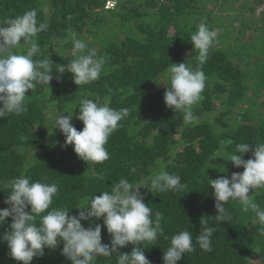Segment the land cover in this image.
<instances>
[{
    "label": "trees",
    "instance_id": "obj_1",
    "mask_svg": "<svg viewBox=\"0 0 264 264\" xmlns=\"http://www.w3.org/2000/svg\"><path fill=\"white\" fill-rule=\"evenodd\" d=\"M113 1L114 9L106 8L107 0H0V22L37 10V19L49 28L35 37L43 54L34 59L49 58L53 63L49 85L38 84L26 93L27 111L0 119V210L10 207L4 203L10 182L21 175L55 183L58 193L51 207H66L72 216H78L80 210L76 208L85 206L92 196L110 191L119 179L142 181L144 203L152 207L153 213H163L164 234L171 237L181 230L193 234L195 251L185 253L178 264H264V236L257 232L260 225L255 214L242 212L237 201H230L225 205L230 221L217 225L213 220L218 215L214 190L208 180L231 178L232 163L224 159L236 144L264 143V113L256 110L264 108V100L259 103L253 95L248 96L250 89L264 91V51H257L254 38L240 45L243 41L238 36L233 53L237 64L228 56L233 39L221 23L217 24L222 31L203 64L206 85L200 101L193 106L199 119L187 124L182 112H174L166 105L164 93L168 85L156 87L157 80L166 74L171 63L180 64L188 53H192L194 61L187 64L193 69L198 67V50L190 41L200 24L198 20H205L203 23L216 30L213 20L224 18L222 14L213 19L216 6L227 14L238 11H233V5L227 6L228 0L210 9L209 0ZM241 9L238 14L242 16V31L250 30L254 25L247 22L244 14L253 8L243 3ZM141 17L146 18L137 22ZM69 29L78 39L89 36L88 48H95L98 56L108 58L100 78L90 84L77 86L71 73L55 71L56 65L66 67L74 58L69 57L73 47ZM255 30L263 36L264 26ZM225 40L229 46H223ZM250 45L251 53L241 52ZM29 48V43L21 41L14 51L26 54ZM39 71L42 73L43 69ZM83 96L101 103L107 100L114 109L131 110L120 122L122 126L109 137L105 145L109 159L100 164L81 160L73 146H65L64 134L59 129L52 130L54 121L48 122L50 112L66 115L71 111V123L81 131L84 125L76 116ZM217 106L220 109L214 115ZM235 110L238 116L232 120ZM21 136L27 140H21ZM227 140L233 143H222ZM178 148L181 155L173 158ZM253 151L250 148L243 159L252 158ZM161 169L179 174L188 188L183 192H150V177ZM97 174H102L103 180L97 179ZM249 195L264 209V190L254 189ZM26 211L30 212V207ZM201 219L216 228L210 252L203 251L195 241L202 230ZM11 222L8 217L0 224V237L9 230ZM81 223L85 228L101 224L102 243L110 244L112 237L103 226V218ZM169 246L170 240L163 236L141 244L151 264H164V250ZM133 247L128 244L118 251L130 254ZM62 248V243L56 249L45 248L44 256L34 257L31 264H71L61 254ZM9 253L7 243H0V264H18ZM95 264H116V259L98 257Z\"/></svg>",
    "mask_w": 264,
    "mask_h": 264
},
{
    "label": "clouds",
    "instance_id": "obj_2",
    "mask_svg": "<svg viewBox=\"0 0 264 264\" xmlns=\"http://www.w3.org/2000/svg\"><path fill=\"white\" fill-rule=\"evenodd\" d=\"M36 9H31L0 22V119L10 114L20 115L27 111L26 93L34 90L38 84L49 85L52 80L53 63L49 58L34 59L42 55L35 37L47 31L49 25L37 19ZM73 47L74 57L67 66L56 65L57 73L69 72L77 86L87 85L100 78L107 62L106 56H98L95 48L77 38V34L68 30ZM21 41L30 44L26 54L14 49ZM194 49L198 50V67L193 69L186 62L171 63L166 69L168 86L165 87L164 100L174 112H182L187 124L198 121L193 113V106L201 99L206 85V76L202 71L210 49L217 41V31L200 23L197 30L190 35ZM67 42V40L65 41ZM43 69L41 73L39 70ZM79 114L76 119L84 125L78 131L71 123L73 112L57 115L53 129H59L65 136V146H73L76 155L84 162L103 163L109 159L105 145L109 137L122 125L120 122L130 115L129 108L114 109L107 100L101 103L98 99L83 96L78 101ZM21 140L27 137L21 136ZM222 143L231 145V140ZM254 148L252 158L245 161L243 156ZM225 161L235 167H242V173L209 179V186L214 190L215 208L218 213L213 219L217 225L229 222L230 212L225 207L230 201H237L242 212H253L260 227L257 232L264 236V209L255 202L250 190L264 188V143L250 145L238 143L233 152L227 153ZM221 172L225 171L220 168ZM133 171L135 169L133 168ZM207 176V175H206ZM208 177V176H207ZM97 179L103 180L102 174ZM141 182H130L121 178L113 183L110 191L92 196L87 204L78 207L79 215H69L66 207H51L53 198L58 193L55 183L33 181L31 177L21 175L13 179L10 191L4 201L10 207L0 210V224L11 217L9 230L0 237V243L6 242L10 256L18 264H31L34 257H43L44 249H56L63 244L61 254L71 264H95L98 257L115 256L116 264H151L141 247L143 242H155L158 236L170 240V246L164 250V264H178L185 253L195 251L193 234L187 230L174 233L171 237L164 234L161 226L163 213H153L152 207L144 203L141 195ZM188 188L179 174H169L161 169L150 177V192L159 193L183 192ZM30 207V212L26 211ZM39 217V219H37ZM154 217V218H153ZM100 220L112 239L110 244L102 243L101 224L85 228L82 221ZM202 230L195 236L196 244L206 252L212 250V237L216 228L209 226L207 220L201 219ZM132 244L130 254L120 253V248Z\"/></svg>",
    "mask_w": 264,
    "mask_h": 264
},
{
    "label": "rangeland",
    "instance_id": "obj_3",
    "mask_svg": "<svg viewBox=\"0 0 264 264\" xmlns=\"http://www.w3.org/2000/svg\"><path fill=\"white\" fill-rule=\"evenodd\" d=\"M107 6L106 8L108 9H114L115 8V2L113 0H107ZM224 0H209L208 1V5H209V9L214 7V4H220L221 2H223ZM234 0H228L229 4L227 5L228 7H230V5H233V8L231 6V8L233 9V11H238L239 13L242 12L241 9V4L246 3L249 7L253 8L252 10H248L246 11V14H244V17H247V22L249 24L252 23V25H254L250 30H244L242 31L243 28V24H241V22H239L240 20H242V16H240V14H238V12H235V14L233 12H231L230 14L227 13H223L222 9L219 7H215L214 9V14H213V19L215 17L218 16H222L223 17L220 21L217 20H213V24L217 25L219 23H221V25L226 29V33L227 35L231 36V39H233L232 41V47L229 49V54L228 56L231 57L236 63V57L234 58L233 53L234 51V46L237 44L236 43V38L239 36L240 40L242 39L243 43H240V45H245V43H247L251 38H254L253 40H255V46L257 48L258 52H262L264 51V33L263 36L260 35V32L256 31L255 29H262L264 26V0H262L260 3H256L255 0H235V4H231ZM243 17V19H244ZM146 17H141L136 19L137 22H141L144 21ZM199 23H203L205 22V20H198ZM221 25H217L216 26V31H217V36H219L221 34L222 31V26ZM261 27V28H259ZM253 36V37H251ZM86 38V39H84ZM82 38L81 40H83L86 44L88 43V41L90 40L89 36H86ZM225 44L223 46H229L230 44L225 40ZM99 43H101V41L99 40ZM62 44V43H60ZM253 51V47L252 45L249 46V48L247 50H241V52H247V53H251ZM68 55V54H66ZM72 55V51H70L69 53V57ZM65 58L67 59V56H65ZM193 57H192V53H188L186 54L185 57H183L181 63H189L192 64L193 63ZM238 64V63H237ZM168 85V80L166 79V74L162 75L156 83V87H164ZM264 91H258L256 89H250L248 96L253 95L254 100H256L257 102H261L264 100ZM220 108L217 106V110L214 112V115L217 113V111ZM257 111H262L264 113V108L258 107L256 108ZM49 119L48 122L51 124L54 121V118L59 115L58 113H52L50 112L49 114ZM238 116V111L235 110L234 114L232 115V120H234L236 117ZM212 119V118H211ZM178 153L173 154V158L177 156V158L181 155V148H178ZM219 155H223L222 152L219 153ZM224 159V158H223ZM246 161V160H245ZM220 166H224L223 164H220ZM232 170H234V173H242L243 172V168L240 167L237 169V167H235L233 164H231L230 167ZM231 170H229L228 172H230ZM261 190H264V188H260ZM254 191V190H250L249 194ZM258 260V258L256 259Z\"/></svg>",
    "mask_w": 264,
    "mask_h": 264
}]
</instances>
